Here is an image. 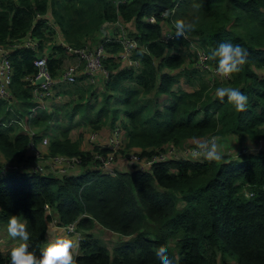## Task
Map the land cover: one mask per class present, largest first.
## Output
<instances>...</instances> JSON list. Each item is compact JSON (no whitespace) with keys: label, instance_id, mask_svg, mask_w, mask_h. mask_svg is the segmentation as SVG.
Segmentation results:
<instances>
[{"label":"trees","instance_id":"obj_1","mask_svg":"<svg viewBox=\"0 0 264 264\" xmlns=\"http://www.w3.org/2000/svg\"><path fill=\"white\" fill-rule=\"evenodd\" d=\"M177 19L194 21L195 30L177 38ZM116 20L131 23L139 44L132 54L136 67L116 60L122 49L113 38ZM104 21L113 23L105 32ZM56 28L71 45L101 34L93 44L105 48L108 75L98 79L100 88L85 83L84 75L65 87L55 84L52 96L68 97L64 105L55 102L31 114L33 59L46 52L57 76L68 55L52 40ZM28 32L38 44L9 50L13 102L0 98V121L17 116L40 132L51 129L48 153L78 155L81 162L64 174L0 172V225L17 215L29 231V250L39 255L49 234V204L59 225L75 221L81 231L73 250L77 264H159L160 246L177 264H264V0H0V45ZM192 41L207 54L221 41L238 43L249 52L248 63L230 79L211 78L191 57L184 65L183 49H191ZM221 86L248 97L245 111L214 96ZM82 125H119L121 151L134 149L140 156L211 134L248 139L258 148L243 145L238 154H222L215 162L172 158L150 170L130 163L104 172L95 153L107 148H82V133L70 135ZM29 140L18 123H0V152L7 162L27 158ZM100 227L111 238L120 235L111 247L96 233ZM0 264H10V250L0 248Z\"/></svg>","mask_w":264,"mask_h":264},{"label":"built area","instance_id":"obj_2","mask_svg":"<svg viewBox=\"0 0 264 264\" xmlns=\"http://www.w3.org/2000/svg\"><path fill=\"white\" fill-rule=\"evenodd\" d=\"M148 19L150 21H155V16L151 14ZM113 24V23H112ZM115 24L121 25L122 22L116 20ZM114 39L120 41L122 49L116 54L117 61H124L127 66L136 67L139 61L132 56L133 50L139 45L137 39L130 34L129 30L120 29L118 31V36H113ZM107 37L106 40H110ZM46 43V41H44ZM57 43L65 46L67 51V56H72L74 58L73 62L68 63L65 67L61 68L58 77L53 76L48 65H47V54L46 52L37 55L33 59V64L36 68L35 74L31 77L32 87V100L35 102L31 107V114L37 112L39 108H43L48 104V98L52 96L55 92V84L58 83H71L77 79L79 76L77 73L84 75V81L87 83H96L99 74L103 76L108 75V70L104 65L103 57L105 54V48L102 43L97 44H87L82 45H71L60 38ZM38 44V38L32 36L29 32L24 37L19 40L14 41L6 45H0V98L7 101L8 104L13 102V97L9 89V84L11 82L12 76V66L9 58V50L12 47H31L35 48ZM196 57L194 64L197 67L207 71L209 70L211 74H208L211 78L213 76H218L216 74V65H211L207 61V52L201 46H196L195 49ZM67 58V57H65ZM80 74V75H81ZM43 76L44 80L37 82L39 77ZM18 123L21 126V130L27 133L30 137L28 150L29 156L23 158L19 162H0V172H4L10 169H25L32 172H46L48 170L54 171L59 174H64L70 172L72 169L77 168L81 162V158L74 154L65 153H55L50 154L47 150L42 149L41 146H46L49 143L51 136V130L46 132H40V130L35 126H29L23 119L15 116L11 117L7 121H0L3 125H10L12 123ZM41 133L40 139L34 141V137ZM212 136L208 137L206 140L210 139ZM99 138V133L97 130L93 131L88 140H94ZM206 140L198 141L194 144L178 147L174 144L167 143L162 148L157 149L155 152L149 156H140L134 150L128 152L127 155L121 153V148L123 146L122 142V132L119 125L113 127L110 133L106 136L103 145L106 147L107 151L105 154L95 153V157L99 158V167L104 172H114L120 165L125 167L128 164L133 163L136 168L150 170L152 164L157 161H164L172 158H187L190 160L201 161L203 159L193 158V150L198 143L204 142ZM92 143H98L93 141ZM244 150V149H243ZM47 213H50L51 220L50 224L55 225L54 227L64 230L66 233L76 232L77 236L81 237V231L77 230L75 221L59 225L57 215H53V207L49 204H45ZM78 240V242H79Z\"/></svg>","mask_w":264,"mask_h":264},{"label":"clouds","instance_id":"obj_3","mask_svg":"<svg viewBox=\"0 0 264 264\" xmlns=\"http://www.w3.org/2000/svg\"><path fill=\"white\" fill-rule=\"evenodd\" d=\"M167 16L168 13L165 12ZM175 36L183 38L187 33L195 30L194 21L177 19L174 22ZM249 52L240 44L221 41L210 50L207 60L216 62V74L222 79H230L234 74L242 71L248 63ZM214 96L234 107L237 112H243L248 103V97L238 88L221 86L217 87ZM193 158L215 162L222 159L221 139L212 136L210 139L198 143L193 150ZM7 233L18 241L10 250V264H77L74 249L79 247L77 235H64L45 241L40 254L29 250L28 241L30 234L25 223L17 215H11L7 223ZM155 255L159 264H177L174 258L168 255V249L160 246Z\"/></svg>","mask_w":264,"mask_h":264},{"label":"rangeland","instance_id":"obj_4","mask_svg":"<svg viewBox=\"0 0 264 264\" xmlns=\"http://www.w3.org/2000/svg\"><path fill=\"white\" fill-rule=\"evenodd\" d=\"M130 22H127V23H123L122 22V24L121 25H119V24H115V29H114V36L115 37H117L118 36V31L120 30V29H126V30H131L132 29V27L130 26ZM168 27H166V29H167ZM170 29V27L168 28V30ZM167 30V31H168ZM101 36V34H99L98 36H97V38H95V37H90L88 40H86L85 41V43H87V44H90V45H92L93 43H95V42H98L99 41V37ZM60 38H62V36H61V34H60V31L57 29V30H55V32L53 33V38H52V40H54V41H58ZM63 39V38H62ZM191 49L190 48H187V47H185L184 49H183V51H184V53H185V56H187V59H185V63H184V65L188 62L187 60H189V57H191V58H193V64H194V61H195V54H194V52H195V49H196V46H199V44L197 43V42H195V41H192V43H191ZM74 61V58L71 56V57H69V58H65L64 59V61H63V63H62V65H61V68L63 67H65V65H67L68 63H70V62H73ZM194 66H195V64H194ZM60 68V69H61ZM200 68V67H199ZM60 69L58 70V72L60 71ZM208 74H211L210 73V71L209 70H207L206 71ZM78 75H80L81 73H77ZM76 81V80H75ZM72 83V82H71ZM85 83H87V82H85ZM66 84H70V83H68V82H66V83H61V84H59L56 88H59V87H61L62 85V87H65L66 86ZM93 84H95V83H93ZM99 85V84H98ZM100 85H102V83L100 84ZM53 99V96L52 97H50V98H48V101L50 100H52ZM68 99V97H65V98H63V99H60V100H58L57 102L58 103H61V104H63L64 105V102H66V100ZM56 102V103H57ZM52 103H55V101L54 102H52ZM52 103H50V104H47L46 103V106L45 107H50L51 108V106H52ZM55 103V104H56ZM60 109H62V108H60ZM50 110H52V109H50ZM60 124H61V122H60ZM35 127H37V126H35ZM104 127V126H103ZM96 129H94L93 128V126L91 127V126H89V125H82V126H79V127H75V128H73L72 129V131L70 132V135H71V137L72 138H77L78 137V135H79V133H82V142H81V145L82 146H84V148H91L92 146H93V144H92V142L94 141V140H91V141H89L88 140V138H89V135L93 132V131H95ZM98 131V130H97ZM100 131V130H99ZM109 132V129H107V128H105V129H103L102 128V130L100 131V135H99V139H102L103 141H104V136L105 135H107V133ZM210 136H217V135H214V134H211V135H207V136H205L204 138H201V139H199V140H197V142L198 141H202V140H206L208 137H210ZM218 137H220V139H221V151H222V154H226V153H228V154H230V155H232V156H234L235 154H238V152H239V150H240V148H241V146H243V145H247V147H246V150L247 149H257L258 148V146H256L255 144H252L251 143V141L249 142V140L248 139H246L245 141H243V142H239L240 141V139L239 138H237L236 136L234 137L233 135H227V136H218ZM189 143H185L184 145H188ZM251 144V145H250ZM183 145V146H184ZM237 146H238V148H237ZM242 149V148H241ZM132 150H134V149H125L124 151H121V153L123 154V155H127L128 154V152H130V151H132ZM3 156V155H2ZM0 161L1 162H7L8 160H6L5 158H4V156H3V158L2 159H0ZM122 166H124V165H120V167H122ZM119 169H122V168H119ZM1 226V225H0ZM104 230V229H103ZM62 232L64 233V235H77V233L76 232H73V233H66L64 230H62ZM96 233L99 235V230H98V228H96ZM101 235L104 237V238H106L107 239V242H108V244H109V246L111 247L112 245H113V243L116 241V240H118V238H119V236L120 235H117V237L114 239V238H111V234L110 233H101ZM11 242H13V244H11ZM16 243H18V241H14L9 235H8V233H7V230H5L4 228H2V227H0V248L1 249H3V250H11V248L16 244ZM42 243H43V241H42ZM12 245V246H11ZM11 247V248H10Z\"/></svg>","mask_w":264,"mask_h":264},{"label":"crops","instance_id":"obj_5","mask_svg":"<svg viewBox=\"0 0 264 264\" xmlns=\"http://www.w3.org/2000/svg\"><path fill=\"white\" fill-rule=\"evenodd\" d=\"M56 30H57V28H56ZM70 56H67V58H69ZM122 65H127L124 61H119ZM81 75H83V74H81ZM102 74H99V80H101L102 79ZM56 77H58V75L56 76ZM84 79V78H83ZM99 80L94 84V85H98L97 87H101V83L99 82ZM85 82V81H84ZM61 84V83H60ZM53 95V94H52ZM52 97V96H51ZM60 99V97H57L56 96V94L53 96V99L50 101H48V104H50V103H52V102H57L58 100ZM102 128L103 129H105V128H107V129H109V132L107 133V135L110 133V131H111V127L109 126V125H106V126H104V127H101L100 129H98V133H99V135H100V131L102 130ZM48 130H51V129H48ZM100 130V131H99ZM52 132V131H51ZM107 135H105L104 136V141H105V138H106V136ZM94 141H96V142H98L100 145L102 144L103 145V140L102 139H99V138H95L94 139ZM249 142H250V140H249ZM81 147L82 148H84V146H82L81 145ZM41 148L42 149H45V150H47V148H46V146H41ZM27 151H28V149H27ZM3 154L0 152V159H2L3 158V156H2ZM120 167V166H119ZM53 215H54V213H53ZM55 225H53V224H50V222H49V234H48V236L43 240V244L45 243V241H47L48 239H51V238H56V237H60V236H64V233L62 232V229H60V228H56V227H54ZM0 227H2V228H4L5 230H7V225H1ZM98 230H99V234H101V233H106L107 234V232H105V230H103L102 229V227H100V228H98ZM113 234V233H112ZM114 235V239L117 237V235H115V234H113ZM11 244H13V242H11ZM12 246V245H11ZM11 248V247H10Z\"/></svg>","mask_w":264,"mask_h":264},{"label":"water","instance_id":"obj_6","mask_svg":"<svg viewBox=\"0 0 264 264\" xmlns=\"http://www.w3.org/2000/svg\"><path fill=\"white\" fill-rule=\"evenodd\" d=\"M112 25V23L111 22H109V21H104L102 24H101V30H103L104 31V28L105 27H108V26H111ZM105 32V31H104ZM44 80V77L43 76H41V77H39L38 79H37V82H41V81H43Z\"/></svg>","mask_w":264,"mask_h":264}]
</instances>
